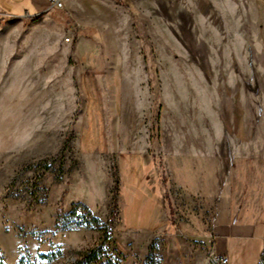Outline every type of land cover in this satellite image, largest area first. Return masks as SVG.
Instances as JSON below:
<instances>
[{
  "label": "rangeland",
  "instance_id": "rangeland-1",
  "mask_svg": "<svg viewBox=\"0 0 264 264\" xmlns=\"http://www.w3.org/2000/svg\"><path fill=\"white\" fill-rule=\"evenodd\" d=\"M130 2L0 0V264H264V0Z\"/></svg>",
  "mask_w": 264,
  "mask_h": 264
},
{
  "label": "trees",
  "instance_id": "trees-1",
  "mask_svg": "<svg viewBox=\"0 0 264 264\" xmlns=\"http://www.w3.org/2000/svg\"><path fill=\"white\" fill-rule=\"evenodd\" d=\"M117 3L130 8L131 7V2L130 0H115ZM114 190H116V183ZM116 201V195L114 194L112 198L113 204ZM74 208L76 209V205H74ZM75 211H73L74 213ZM117 215V208L112 209L111 214H110V219L109 221L105 224L102 225V236L100 239V242L96 244L94 247L90 248L89 250H86L82 253L79 254L78 258L71 264H116L113 262V259L108 256L107 254V249H106V243L109 240V232L112 227V223ZM79 221L80 223H90L93 225H101L100 221L98 218L94 217L91 215V213L86 210L85 215L79 216ZM144 226V224L142 225ZM155 225L153 224L151 227H154Z\"/></svg>",
  "mask_w": 264,
  "mask_h": 264
},
{
  "label": "built area",
  "instance_id": "built-area-1",
  "mask_svg": "<svg viewBox=\"0 0 264 264\" xmlns=\"http://www.w3.org/2000/svg\"><path fill=\"white\" fill-rule=\"evenodd\" d=\"M51 3L52 8H60L61 7V1L62 0H48ZM219 264H226L227 263V258H219L217 260Z\"/></svg>",
  "mask_w": 264,
  "mask_h": 264
}]
</instances>
